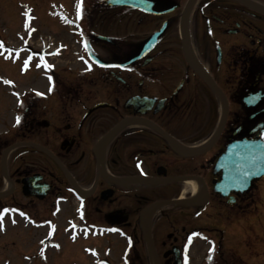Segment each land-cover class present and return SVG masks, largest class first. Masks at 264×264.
I'll return each instance as SVG.
<instances>
[{"label": "flooded vegetation", "instance_id": "1", "mask_svg": "<svg viewBox=\"0 0 264 264\" xmlns=\"http://www.w3.org/2000/svg\"><path fill=\"white\" fill-rule=\"evenodd\" d=\"M134 1L90 0L46 97L0 121V234L55 246L78 231L118 264H244V203H264V177L223 194L218 160L233 141L264 142V14Z\"/></svg>", "mask_w": 264, "mask_h": 264}, {"label": "rangeland", "instance_id": "2", "mask_svg": "<svg viewBox=\"0 0 264 264\" xmlns=\"http://www.w3.org/2000/svg\"><path fill=\"white\" fill-rule=\"evenodd\" d=\"M259 1L264 4V0ZM89 3L90 0H0V121H17L20 114L24 117L20 102L27 95L24 105L33 92L46 97L49 73L39 69L38 60L30 53L42 51L46 55L65 45L60 54L65 56L81 49L79 37L65 20L72 19ZM106 21L112 25V18ZM120 32L127 34V30ZM110 33L114 34L113 28ZM33 236L27 228L20 238L9 232L0 234V264H96L104 258L118 264L123 256L116 258L114 250L106 251L105 243L85 242L79 237L73 240L71 235L69 239L58 237L60 250L47 248L40 252L36 241L41 236ZM85 244L89 248L83 249ZM244 264H264V203L256 207L244 203Z\"/></svg>", "mask_w": 264, "mask_h": 264}, {"label": "water", "instance_id": "3", "mask_svg": "<svg viewBox=\"0 0 264 264\" xmlns=\"http://www.w3.org/2000/svg\"><path fill=\"white\" fill-rule=\"evenodd\" d=\"M119 2V4H129L127 0ZM219 164L224 170L223 180L218 184L223 193L227 194L231 189L239 190L242 184L246 189L253 178L264 175V145L245 140L244 143L236 142L230 145ZM242 166H244V181L240 179Z\"/></svg>", "mask_w": 264, "mask_h": 264}, {"label": "bare ground", "instance_id": "4", "mask_svg": "<svg viewBox=\"0 0 264 264\" xmlns=\"http://www.w3.org/2000/svg\"><path fill=\"white\" fill-rule=\"evenodd\" d=\"M249 3L255 4L256 6H258L260 9L264 10V5H262L261 3L257 4L254 0H247ZM188 184L193 188L194 191H198L199 190V185L193 181L190 180L188 182Z\"/></svg>", "mask_w": 264, "mask_h": 264}, {"label": "snow or ice", "instance_id": "5", "mask_svg": "<svg viewBox=\"0 0 264 264\" xmlns=\"http://www.w3.org/2000/svg\"><path fill=\"white\" fill-rule=\"evenodd\" d=\"M5 211H8L7 209H5ZM13 222H15V221H13Z\"/></svg>", "mask_w": 264, "mask_h": 264}]
</instances>
